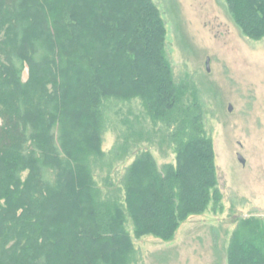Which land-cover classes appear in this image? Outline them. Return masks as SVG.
I'll list each match as a JSON object with an SVG mask.
<instances>
[{"label": "trees", "instance_id": "trees-1", "mask_svg": "<svg viewBox=\"0 0 264 264\" xmlns=\"http://www.w3.org/2000/svg\"><path fill=\"white\" fill-rule=\"evenodd\" d=\"M224 1L245 37L264 39V0ZM198 96L175 79L153 0H0V264H139L135 238L170 242L190 217L221 210ZM133 101L151 127L110 112ZM109 119L125 136L107 165ZM158 141L174 163L145 150L120 186L109 180L135 144ZM227 263L264 264L263 220L240 221Z\"/></svg>", "mask_w": 264, "mask_h": 264}, {"label": "rangeland", "instance_id": "rangeland-1", "mask_svg": "<svg viewBox=\"0 0 264 264\" xmlns=\"http://www.w3.org/2000/svg\"><path fill=\"white\" fill-rule=\"evenodd\" d=\"M153 1L166 23L167 52L175 79L190 84L199 94L205 130L214 145L223 200L221 210L210 208L190 217L170 242L135 238V259L139 264H228L227 248L240 221H264V39L245 37L224 0ZM28 77L29 69L25 68L23 82ZM119 107L124 113L131 109L148 119L141 101L112 105L110 112ZM124 136L125 129L118 121L109 119L102 146L108 154L107 165ZM134 147L125 163L113 162L109 180L117 186L134 155L142 151H152L161 166L175 162L167 143L139 142ZM108 172L107 167L97 170L100 186H108ZM128 229L132 232L131 226Z\"/></svg>", "mask_w": 264, "mask_h": 264}, {"label": "water", "instance_id": "water-1", "mask_svg": "<svg viewBox=\"0 0 264 264\" xmlns=\"http://www.w3.org/2000/svg\"><path fill=\"white\" fill-rule=\"evenodd\" d=\"M208 63H209V61H208ZM207 65H208V71H209V64H207ZM231 110H232V107L230 108V111ZM238 159L243 165H245L246 161L241 155L238 156Z\"/></svg>", "mask_w": 264, "mask_h": 264}]
</instances>
